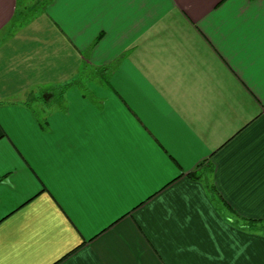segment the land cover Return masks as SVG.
<instances>
[{"label": "crops", "instance_id": "1", "mask_svg": "<svg viewBox=\"0 0 264 264\" xmlns=\"http://www.w3.org/2000/svg\"><path fill=\"white\" fill-rule=\"evenodd\" d=\"M0 264H264V0H0Z\"/></svg>", "mask_w": 264, "mask_h": 264}, {"label": "rangeland", "instance_id": "2", "mask_svg": "<svg viewBox=\"0 0 264 264\" xmlns=\"http://www.w3.org/2000/svg\"><path fill=\"white\" fill-rule=\"evenodd\" d=\"M80 75H79V82L80 83H86L89 81H93V79L95 80V78H93L96 73L91 71L90 68L86 67V69H80ZM98 80V79H97ZM33 98H36L39 102L41 103H45L47 101H49L52 98H58L59 96L56 95V93L53 92H36V93H31Z\"/></svg>", "mask_w": 264, "mask_h": 264}, {"label": "trees", "instance_id": "3", "mask_svg": "<svg viewBox=\"0 0 264 264\" xmlns=\"http://www.w3.org/2000/svg\"><path fill=\"white\" fill-rule=\"evenodd\" d=\"M98 74L103 78H105L106 79V77H107V74H108V70L107 69H100L99 71H98ZM56 93V95L57 96H60V92L59 91H57V92H55ZM208 189H209V187H208Z\"/></svg>", "mask_w": 264, "mask_h": 264}]
</instances>
